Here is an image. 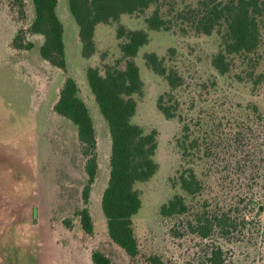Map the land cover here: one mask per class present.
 <instances>
[{
	"label": "trees",
	"instance_id": "1",
	"mask_svg": "<svg viewBox=\"0 0 264 264\" xmlns=\"http://www.w3.org/2000/svg\"><path fill=\"white\" fill-rule=\"evenodd\" d=\"M5 1L18 17L10 47L31 52L40 38L41 59L54 69L66 70L59 0ZM69 8L79 27L84 58L97 52L100 25L115 26L120 41L119 60L86 70L111 141L109 181L101 208L112 242L127 254L130 264H172L159 253L144 256L134 225L142 208L137 186L159 170V133H147L133 122L136 97L144 89L138 59L150 44L151 33L213 38L216 47L208 64L214 73L207 79L196 80L191 71L181 70L173 47L168 50L169 60L154 51L143 55L145 66L168 85L159 97L158 110L181 124L176 139L181 166L172 179L178 193L160 214L171 224L169 236L184 240L192 251V261L186 264H264V117L256 105L205 98V91L217 86L219 79L251 84L253 89L264 84V0H69ZM126 17L140 19L143 27L125 26ZM54 111L77 128L72 165L86 179L79 197L83 204H76L78 199L68 202L72 218L66 223L71 226L72 219L78 220L91 235L94 218L89 204L99 170L98 137L74 78L63 83ZM92 259L93 264L113 263L102 251H95Z\"/></svg>",
	"mask_w": 264,
	"mask_h": 264
},
{
	"label": "rangeland",
	"instance_id": "2",
	"mask_svg": "<svg viewBox=\"0 0 264 264\" xmlns=\"http://www.w3.org/2000/svg\"><path fill=\"white\" fill-rule=\"evenodd\" d=\"M4 1L0 3V264H93L95 251L104 252L112 264H130L127 254L110 239L101 208L109 181L111 141L107 122L86 75L89 67L102 68L105 63L114 64L121 58L116 27H97V52L86 59L69 0H59L58 15L65 28L68 62L66 70H57L41 59L40 38L31 52L10 47L18 17ZM28 12L33 17L30 5ZM122 23L129 28L143 27V22L136 18L126 17ZM171 47L176 49L174 59L180 69L191 71L196 80L207 79L214 73L208 64V55L216 47L213 38L183 39L168 33H151L150 44L138 59L144 89L136 97L138 107L133 122L147 133L153 130L159 133L156 154L159 170L149 182L137 186L142 208L134 218V225L144 256L159 253L169 263L186 264L192 261V251L186 248L184 240L169 236L171 224L160 214L161 207L178 193L172 179L181 166L176 147L181 124L166 119L158 110L159 97L168 90V85L143 60V55L152 51L169 60ZM68 77L78 83L98 137L99 170L89 204L94 218L91 235L78 220L72 219L71 226L66 223L72 218L68 202L78 199L76 204L82 206L79 197L86 183L82 170L72 165L77 128L54 111L59 91ZM206 92L205 98L209 100L227 99L244 107L256 105L264 117V84L253 89L251 84L219 79L217 86L210 85Z\"/></svg>",
	"mask_w": 264,
	"mask_h": 264
}]
</instances>
